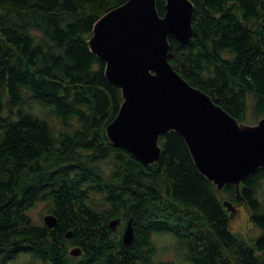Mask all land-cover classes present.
<instances>
[{"label":"trees","instance_id":"trees-1","mask_svg":"<svg viewBox=\"0 0 264 264\" xmlns=\"http://www.w3.org/2000/svg\"><path fill=\"white\" fill-rule=\"evenodd\" d=\"M125 1L0 0V264H264V167L239 190L218 188L176 130L161 134L153 163L108 138L123 95L89 39ZM192 1L193 35L184 44L170 35L169 60L240 121L257 122L264 0ZM157 7L165 14L166 0ZM227 199L247 206L256 234L233 228ZM40 202L56 226L33 219Z\"/></svg>","mask_w":264,"mask_h":264},{"label":"water","instance_id":"water-1","mask_svg":"<svg viewBox=\"0 0 264 264\" xmlns=\"http://www.w3.org/2000/svg\"><path fill=\"white\" fill-rule=\"evenodd\" d=\"M193 16L192 0H166L163 15L157 0H126L95 22L91 50L105 61L107 78L123 95L106 133L113 144L153 163L161 155V134L176 130L203 174L218 188L233 183L239 190L252 171L264 167V117L255 123L240 121L173 66L169 37L187 43L193 35ZM224 204L233 216V202L227 199ZM44 219L50 227L58 224L53 213ZM120 221L111 219V228L117 229ZM73 234L66 232L67 237ZM123 240L129 245L134 242L132 219ZM82 251L79 245L70 249L73 255Z\"/></svg>","mask_w":264,"mask_h":264},{"label":"rangeland","instance_id":"rangeland-1","mask_svg":"<svg viewBox=\"0 0 264 264\" xmlns=\"http://www.w3.org/2000/svg\"><path fill=\"white\" fill-rule=\"evenodd\" d=\"M96 198V197H95ZM101 202V200H99ZM105 203H103V205L101 204V206L98 205V207L102 208L105 207ZM47 207L48 205L44 202H40L38 203V205L33 208V210L31 211V214L33 216V219L36 222H41L43 221V217L45 216L44 214L47 213ZM236 210L234 215L232 216V225L233 228L241 233L244 234H256L257 233V229L256 227H254L249 219V211L246 205H244L243 203H239L236 204ZM75 245H72V247H74ZM14 264H28L27 263V257H22L21 260H19L17 263ZM33 264V262L31 263ZM34 264H42V262H35Z\"/></svg>","mask_w":264,"mask_h":264},{"label":"flooded vegetation","instance_id":"flooded-vegetation-1","mask_svg":"<svg viewBox=\"0 0 264 264\" xmlns=\"http://www.w3.org/2000/svg\"><path fill=\"white\" fill-rule=\"evenodd\" d=\"M83 252V251H82Z\"/></svg>","mask_w":264,"mask_h":264}]
</instances>
